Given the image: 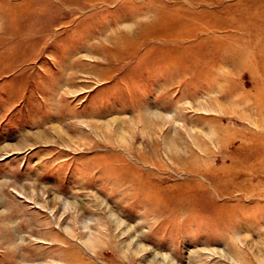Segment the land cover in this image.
I'll list each match as a JSON object with an SVG mask.
<instances>
[{
	"label": "rangeland",
	"instance_id": "obj_1",
	"mask_svg": "<svg viewBox=\"0 0 264 264\" xmlns=\"http://www.w3.org/2000/svg\"><path fill=\"white\" fill-rule=\"evenodd\" d=\"M0 264H264V0H0Z\"/></svg>",
	"mask_w": 264,
	"mask_h": 264
}]
</instances>
